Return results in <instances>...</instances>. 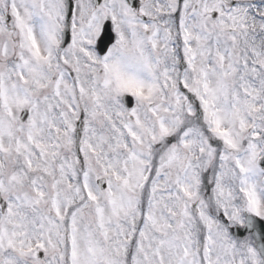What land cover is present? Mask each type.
Segmentation results:
<instances>
[{"label": "snow or ice", "instance_id": "1", "mask_svg": "<svg viewBox=\"0 0 264 264\" xmlns=\"http://www.w3.org/2000/svg\"><path fill=\"white\" fill-rule=\"evenodd\" d=\"M0 264H264V0H0Z\"/></svg>", "mask_w": 264, "mask_h": 264}]
</instances>
